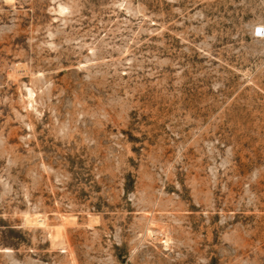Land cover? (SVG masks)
<instances>
[{
  "label": "rangeland",
  "instance_id": "1",
  "mask_svg": "<svg viewBox=\"0 0 264 264\" xmlns=\"http://www.w3.org/2000/svg\"><path fill=\"white\" fill-rule=\"evenodd\" d=\"M0 264H264V0H0Z\"/></svg>",
  "mask_w": 264,
  "mask_h": 264
},
{
  "label": "bare ground",
  "instance_id": "2",
  "mask_svg": "<svg viewBox=\"0 0 264 264\" xmlns=\"http://www.w3.org/2000/svg\"><path fill=\"white\" fill-rule=\"evenodd\" d=\"M260 31H263V29L262 30H259L258 29V34H259V32ZM31 221L32 222H34V223H36V224H41V225H45L46 224V220H45V218H42L41 216H39V215H35L34 217H32V219H31ZM59 228H62V227H59ZM59 228H57V233H58V231H59V233H60V229ZM64 228V227H63ZM59 229V230H58ZM62 230V229H61ZM58 233V234H59Z\"/></svg>",
  "mask_w": 264,
  "mask_h": 264
}]
</instances>
